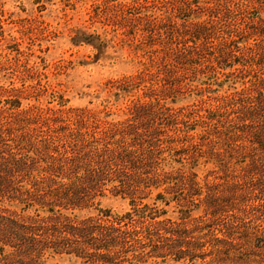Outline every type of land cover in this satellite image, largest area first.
I'll return each mask as SVG.
<instances>
[{
  "label": "trees",
  "instance_id": "trees-1",
  "mask_svg": "<svg viewBox=\"0 0 264 264\" xmlns=\"http://www.w3.org/2000/svg\"><path fill=\"white\" fill-rule=\"evenodd\" d=\"M156 1L125 29L137 70L110 82L118 113L0 85V264H264V12L212 51L234 8ZM71 44L108 47L84 29Z\"/></svg>",
  "mask_w": 264,
  "mask_h": 264
},
{
  "label": "rangeland",
  "instance_id": "rangeland-1",
  "mask_svg": "<svg viewBox=\"0 0 264 264\" xmlns=\"http://www.w3.org/2000/svg\"><path fill=\"white\" fill-rule=\"evenodd\" d=\"M152 1L157 5L151 4ZM182 1L186 7H195L198 15L204 18L215 4V0ZM223 2L236 13L230 25L222 22L216 27L213 23L212 36L208 39L212 51L232 34L230 27L236 31L248 29L253 19L264 12V0ZM168 7L167 3L158 4L156 0L139 3L132 0H0V85L25 87L23 96L27 100L24 105L58 109V102L63 97L68 102L61 108L70 114L83 113L93 117L104 109L118 113L120 106L110 98V82L137 70L125 29L130 31L129 34L142 29L143 23L134 20L136 13L166 11ZM78 29L98 34L108 42L99 59H95L97 51L91 45L71 44L72 33ZM216 70L209 69L207 83H214L220 76ZM190 79L193 80L191 76ZM194 93L200 94V91ZM52 100L55 101L51 103ZM213 105L214 102L198 106L208 108ZM198 106L192 108L198 109ZM203 126H206L205 122L193 125L198 129ZM104 205L117 212L127 208L119 200H107ZM50 264L78 263L63 257Z\"/></svg>",
  "mask_w": 264,
  "mask_h": 264
}]
</instances>
